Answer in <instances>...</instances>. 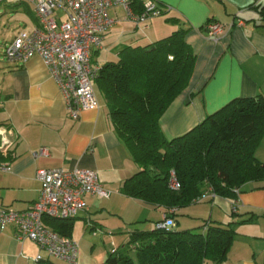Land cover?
Here are the masks:
<instances>
[{
  "label": "crops",
  "instance_id": "1",
  "mask_svg": "<svg viewBox=\"0 0 264 264\" xmlns=\"http://www.w3.org/2000/svg\"><path fill=\"white\" fill-rule=\"evenodd\" d=\"M147 0H139L143 2ZM170 8L163 14L136 24L121 7L110 9L114 19L103 38L99 66L117 61L124 46H143L186 29L185 41L195 55L187 86L170 103L160 118L168 138L184 134L206 115L236 97L264 96V15L252 5L264 0H151ZM210 21L230 28L223 34L208 33ZM31 5L21 0H0V46L21 31L36 25ZM0 51V126L10 128L14 143L9 152L0 151V205L15 210L32 206L37 199L39 168L82 167L94 169L108 197L87 194L85 208L72 218L69 236L77 243L74 261L52 257L56 264H101L112 249L128 246L130 232L155 227L171 212L127 195L124 183L140 167L118 137L105 98L95 85L97 106L80 112L76 120L67 115L63 95L42 58L24 63L4 59ZM106 57L99 63V59ZM41 151V152H40ZM264 163V134L254 152ZM9 164L8 170L1 166ZM209 203V206L204 207ZM187 225L192 218L227 223L235 221L234 238L226 259L219 264H264V181L247 182L230 196L212 195L176 208ZM250 220H246L249 219ZM53 219V220H52ZM46 217L51 228L65 218ZM178 219V217H177ZM245 220V221H244ZM178 223L181 224L178 219ZM178 224V225H179ZM181 228V227H180ZM205 225L200 229L205 231ZM127 246V247H126ZM45 252L30 240H19L11 226L0 229V264H41L36 256ZM46 259V258H45ZM204 264H216L205 260Z\"/></svg>",
  "mask_w": 264,
  "mask_h": 264
},
{
  "label": "trees",
  "instance_id": "2",
  "mask_svg": "<svg viewBox=\"0 0 264 264\" xmlns=\"http://www.w3.org/2000/svg\"><path fill=\"white\" fill-rule=\"evenodd\" d=\"M251 8L264 15V4ZM142 9L134 0L133 11ZM185 33L178 28L146 45L122 47L117 61L103 63L95 79L118 137L140 167L125 181L124 192L168 209L191 204L207 185L214 195L230 196L247 182L264 181V163L254 154L264 134L261 94L230 100L182 135L168 138L162 131V114L187 86L194 68ZM171 170L179 183L176 190L169 187ZM167 215L175 226H157L159 220L152 229L132 230L128 246L133 245V255L127 249L110 252L101 264H219L226 259L235 221L204 219L195 231L179 228L177 213ZM72 218L53 229L70 235ZM41 264L56 263L46 258Z\"/></svg>",
  "mask_w": 264,
  "mask_h": 264
},
{
  "label": "built area",
  "instance_id": "3",
  "mask_svg": "<svg viewBox=\"0 0 264 264\" xmlns=\"http://www.w3.org/2000/svg\"><path fill=\"white\" fill-rule=\"evenodd\" d=\"M21 1L31 5L37 23L30 32H18L5 44L3 57L22 63L33 56L42 58L63 95L67 115L73 120L81 111L97 106L95 79L100 66L94 63L92 56L102 48L104 35L114 23L108 10L121 7L139 24L170 8L168 5L159 7L151 0L143 2V9L138 13L133 11L134 0ZM229 28L218 21H210L207 25L212 36L223 34ZM10 133L8 126H0L1 152H9L14 143ZM1 168L8 170L10 167L5 164ZM36 177L40 181V189L30 208L15 210L0 205V229L11 226L17 239L34 241L39 250L47 254V257L38 254L35 258L38 261L57 257L72 262L77 252L76 241L47 226L44 218L74 217L85 208V195L108 197L110 191L99 182L97 172L89 168H39ZM169 187L173 190L179 187L173 170ZM212 195V188L208 186L197 200ZM171 209L173 212L176 208ZM157 226L171 228L175 226L174 218L166 214Z\"/></svg>",
  "mask_w": 264,
  "mask_h": 264
},
{
  "label": "rangeland",
  "instance_id": "4",
  "mask_svg": "<svg viewBox=\"0 0 264 264\" xmlns=\"http://www.w3.org/2000/svg\"><path fill=\"white\" fill-rule=\"evenodd\" d=\"M111 9V8H110ZM110 9L108 10V12H110ZM1 49H2V52H3V49H4V44H2L1 46H0V51H1ZM3 54V53H2ZM95 55H96V52L95 53H93V56H92V58H93V61L95 62ZM98 55H100V53L98 54ZM98 55H96V56H98ZM99 58H100V56H98ZM98 58V62L99 63H101L103 60H106V57H104V55H103V59H99ZM207 185V184H206ZM209 185H207V187H208ZM201 205H204V207H207V206H209V203H205V204H201ZM178 217V219L180 220V222H181V224H179V228L181 227V228H183V227H186L187 225H185L184 223H182L183 221H184V218L182 217V215H178L177 216ZM201 219L202 218H200V217H196V218H192V221H193V225H195L194 227H190V228H192V229H194L195 231L196 230H198V228H199V225L198 224H201ZM45 257H47V254L45 253ZM49 259L50 260H53L52 259V257H49ZM54 262V261H53Z\"/></svg>",
  "mask_w": 264,
  "mask_h": 264
}]
</instances>
